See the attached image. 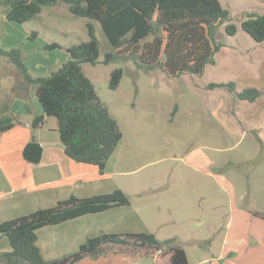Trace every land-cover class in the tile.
I'll list each match as a JSON object with an SVG mask.
<instances>
[{"label":"rangeland","instance_id":"1","mask_svg":"<svg viewBox=\"0 0 264 264\" xmlns=\"http://www.w3.org/2000/svg\"><path fill=\"white\" fill-rule=\"evenodd\" d=\"M3 1L0 13L6 9ZM219 1L229 16L214 30L221 44L217 62L207 64L202 75L170 77L159 68H139L131 59L104 63L105 53L112 49L98 21L92 22L100 42L99 61L82 67L124 133L116 170L106 179L130 195L141 219L125 211L120 227L126 232H152L161 240L175 238L186 249L190 264H226L220 256L230 253L238 264H264L257 259L264 255V218L255 215L264 213V148L250 150L248 143L260 146L256 134L244 136L230 128L232 123L221 109L225 102L228 113L237 109L235 104L229 109L234 97L239 101L235 92L207 87L260 73L264 77V41H255L241 26L249 16L264 14V0ZM88 21L73 15L64 2L45 6L27 25L41 36L29 39L26 46L58 42L63 49L48 52L53 58L63 56L67 47L89 39ZM228 23L237 25L235 35L226 33ZM15 26L7 40L19 43L26 29L23 23ZM4 63L8 61L0 56V83L6 87L19 74L14 69L5 80L9 71ZM117 67L123 69V77L119 87L111 89L110 74ZM260 90L262 107L264 84ZM207 167L212 175L204 170ZM139 264L155 263L140 257Z\"/></svg>","mask_w":264,"mask_h":264},{"label":"trees","instance_id":"2","mask_svg":"<svg viewBox=\"0 0 264 264\" xmlns=\"http://www.w3.org/2000/svg\"><path fill=\"white\" fill-rule=\"evenodd\" d=\"M68 4L69 11L88 18L89 39L66 50L69 57L57 69L46 75H33L22 56V50L3 48L0 56L12 63L19 78L13 88L3 90L0 102V132L15 125L13 100L19 95L18 87L35 85V94L43 104L45 114L34 117L32 125L40 126L46 116L56 118L60 141L67 156L77 162L91 163L104 168L121 144L124 133L100 98L93 81L85 74L82 64L99 61L100 42L92 21H98L106 35L111 51L105 53L104 63L116 59L134 60L145 70L159 68L170 77L182 74L202 75L221 44L214 30L229 16L219 0H4L6 17L17 23L36 18L45 6L58 2ZM242 28L257 42L264 41V14L251 15L241 23ZM225 31L235 35L238 27L228 23ZM33 30L28 39H35ZM61 48L50 42L45 49ZM123 69L112 70L109 87L117 89ZM209 89L226 87L238 99L253 102L261 96L256 87L237 91L235 81L211 82ZM130 204L129 195L121 188L88 197L72 195L59 200L49 208H39L31 213L0 222V237L7 236L10 251L0 252V264H75L86 258H96L110 251L126 255L153 258L155 264H190L186 249L175 238L159 239L154 233L101 232L90 237L78 250L59 258L46 260L37 243V229L59 224L115 206ZM264 218V213L255 215Z\"/></svg>","mask_w":264,"mask_h":264},{"label":"crops","instance_id":"3","mask_svg":"<svg viewBox=\"0 0 264 264\" xmlns=\"http://www.w3.org/2000/svg\"><path fill=\"white\" fill-rule=\"evenodd\" d=\"M0 22L2 23H0L1 47L9 49L24 46L22 47L23 60L29 70H34L35 76L48 74L53 70L52 68L68 59L69 54L66 49H64L63 56L61 54L53 58L48 49H45V45L50 43H44L46 40H43V43L26 46L29 42L28 37L34 30L27 26L28 22L23 23L26 30H23V33L19 35L21 38L19 43H16L12 38L7 40L10 35V28L17 29L15 25H20V23L9 20L6 17V9L0 13ZM40 36L41 33L38 31V36L35 39L40 38ZM216 62L215 57V63L209 64L214 65ZM4 64L9 71L5 73L7 75L6 80L7 77L13 76L15 67L14 65L10 67L11 63L9 62ZM257 68L259 69V67ZM17 76L14 77L15 81L10 85L6 84V87L0 83V102L3 97V90L13 88L16 85L19 78ZM263 80L264 77L261 78L260 73V75L246 76L240 82L234 81L237 83V89L242 90L245 87L260 89L264 84ZM35 89V85L18 87L19 95L13 100L11 106L12 112L16 116L15 125L4 132H0V222L31 213L39 208L52 207L59 200L72 195L82 198L104 194L112 192L119 186L113 180L106 179L107 174L109 176L116 170L118 150L109 159L103 173H101L97 165L77 162L67 156L64 145L59 138L56 118L46 116L40 126L34 127L32 125L35 116L45 114V109L36 96ZM262 95L263 93L253 102L242 99L237 102L234 97L235 103L232 101L229 109L233 107V104L237 109L232 112L230 110L231 113H228L226 102L221 109L223 113L228 115L232 123L233 127L230 128L242 131L244 136L249 133L256 134L260 146L255 145V143H248V147L253 151L264 148V105L261 107L259 104L263 99ZM33 138L43 148L41 158L36 163L29 161L24 155L26 145ZM209 160L211 163L212 160ZM190 163L198 170H203L196 161ZM204 170L212 175L208 167ZM154 189L152 188V190ZM248 193L253 192L249 191ZM125 211L135 215L137 221L138 219L140 221V211L133 207L130 198L129 205L115 206L97 213H88L59 224L46 225L37 229V243L43 257L46 260H52L74 252L88 238L97 236L101 232H126L124 231L125 228L120 227L123 222L122 214ZM124 217L125 214L123 220ZM229 227L231 228V226ZM227 236H229L228 232ZM10 250L11 245L8 237H0V252ZM140 257L139 255H126L110 251L96 258L86 257L75 264H139ZM234 257V253L225 257L220 256L221 261H225L226 264L232 263V260L235 261ZM257 259L264 263V255H259Z\"/></svg>","mask_w":264,"mask_h":264},{"label":"water","instance_id":"4","mask_svg":"<svg viewBox=\"0 0 264 264\" xmlns=\"http://www.w3.org/2000/svg\"><path fill=\"white\" fill-rule=\"evenodd\" d=\"M43 148L39 142L33 138L25 147L24 155L31 162H39Z\"/></svg>","mask_w":264,"mask_h":264}]
</instances>
